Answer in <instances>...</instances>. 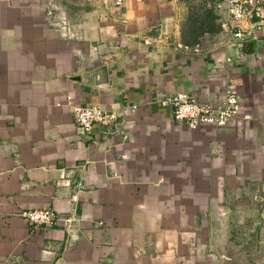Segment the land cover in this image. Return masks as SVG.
Segmentation results:
<instances>
[{
    "label": "crops",
    "instance_id": "0c3cea01",
    "mask_svg": "<svg viewBox=\"0 0 264 264\" xmlns=\"http://www.w3.org/2000/svg\"><path fill=\"white\" fill-rule=\"evenodd\" d=\"M220 1L0 0V264H260L232 218L264 200V7L240 51ZM228 87L224 128L161 104ZM85 107L118 119L81 137Z\"/></svg>",
    "mask_w": 264,
    "mask_h": 264
},
{
    "label": "built area",
    "instance_id": "2783aa9c",
    "mask_svg": "<svg viewBox=\"0 0 264 264\" xmlns=\"http://www.w3.org/2000/svg\"><path fill=\"white\" fill-rule=\"evenodd\" d=\"M125 1L114 0L115 6L119 8ZM248 7L252 10H248ZM262 7H264V0H224L216 4V11L220 15H227L233 22V37L239 42L240 51L247 38L242 24L247 19H262ZM161 104L171 109L175 122L186 125L192 131L202 126L224 128L243 115L241 98L232 87L225 90L221 101L217 104H210L185 95L165 98ZM117 119V113L106 112L99 107H85L75 113V122L81 137L90 135L96 127L110 126ZM243 119L249 121L250 117L245 115ZM18 215L30 226L48 227L53 224L52 213L49 211H21ZM68 223L72 224L73 220H68Z\"/></svg>",
    "mask_w": 264,
    "mask_h": 264
},
{
    "label": "rangeland",
    "instance_id": "374dc122",
    "mask_svg": "<svg viewBox=\"0 0 264 264\" xmlns=\"http://www.w3.org/2000/svg\"><path fill=\"white\" fill-rule=\"evenodd\" d=\"M258 188H260V186L256 189L258 190ZM263 205L264 200L262 201L261 197H259L256 201V209L253 213H239L233 215L232 218V220L235 221L236 225H241L239 226L240 239L244 237L246 238V236L252 238L251 236L253 235H259L258 241L260 243L253 247V249L255 250V252H253V256L256 263L260 264H264V210L262 209ZM222 216L226 217L225 214H223Z\"/></svg>",
    "mask_w": 264,
    "mask_h": 264
}]
</instances>
